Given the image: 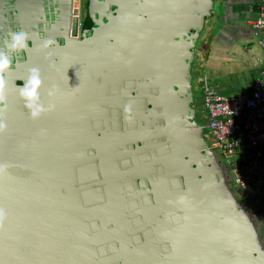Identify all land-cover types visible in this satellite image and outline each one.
Here are the masks:
<instances>
[{"label": "water", "instance_id": "1", "mask_svg": "<svg viewBox=\"0 0 264 264\" xmlns=\"http://www.w3.org/2000/svg\"><path fill=\"white\" fill-rule=\"evenodd\" d=\"M93 3L117 9L81 44L47 50L49 65L34 58L5 79L0 264H264V230L190 106L214 0ZM76 45L82 59H69ZM32 69L37 119L16 84Z\"/></svg>", "mask_w": 264, "mask_h": 264}, {"label": "built area", "instance_id": "2", "mask_svg": "<svg viewBox=\"0 0 264 264\" xmlns=\"http://www.w3.org/2000/svg\"><path fill=\"white\" fill-rule=\"evenodd\" d=\"M249 24L261 35L258 45L263 53L262 69L251 92L225 96L204 82L202 98L206 128L212 136L207 149L230 165L236 189L260 197L264 191V0H259L257 17Z\"/></svg>", "mask_w": 264, "mask_h": 264}, {"label": "crops", "instance_id": "3", "mask_svg": "<svg viewBox=\"0 0 264 264\" xmlns=\"http://www.w3.org/2000/svg\"><path fill=\"white\" fill-rule=\"evenodd\" d=\"M258 10L259 0H214V10L196 43L195 70L200 72L202 84L207 82L220 93L251 92L253 79L263 63L258 45L261 35H256L249 24L257 17ZM202 33L207 34L202 37ZM260 199V206L252 204L250 208L260 217L264 230V191Z\"/></svg>", "mask_w": 264, "mask_h": 264}, {"label": "flooded vegetation", "instance_id": "4", "mask_svg": "<svg viewBox=\"0 0 264 264\" xmlns=\"http://www.w3.org/2000/svg\"><path fill=\"white\" fill-rule=\"evenodd\" d=\"M56 1L0 0V52L7 53L11 62L5 79L7 74L18 65L33 61L34 58L42 57L44 63L48 60L49 65L51 53L47 50L51 47L64 48L70 44H81L91 37L99 20L105 23L108 16L117 9L112 5L94 4V0H60V12L57 13V9L53 8ZM203 28H205L204 25ZM16 32H24L28 35V47L20 52H15L8 47L11 43V34ZM199 39L198 37L196 40ZM48 40L54 43L49 48H45L44 44ZM77 48L76 45L75 54L69 55V59H82L81 50ZM195 50L196 48L193 52ZM59 58H61L60 55ZM192 65L193 63H191L190 73ZM16 84L23 85V82L17 80ZM139 181L142 184V180ZM139 181L135 180L137 183ZM252 211L257 223L262 225L260 217L255 214L256 211Z\"/></svg>", "mask_w": 264, "mask_h": 264}, {"label": "clouds", "instance_id": "5", "mask_svg": "<svg viewBox=\"0 0 264 264\" xmlns=\"http://www.w3.org/2000/svg\"><path fill=\"white\" fill-rule=\"evenodd\" d=\"M28 35L24 32H16L11 34V43L8 45L11 50L15 52H20L28 47ZM54 41L48 40L45 42L44 47L49 48ZM11 67V62L9 56L5 52H0V106L4 105L6 99V80L5 74ZM42 88L41 74L38 69H32L31 74L27 82H24L21 87L20 96L25 101V107L31 112L34 119H37L45 111L40 97V91ZM2 110V107H0ZM125 112L128 113L129 118H131L130 108H125ZM5 129V124L2 119H0V132ZM4 171V167L0 166V174ZM5 219V213L0 209V227L3 226Z\"/></svg>", "mask_w": 264, "mask_h": 264}, {"label": "rangeland", "instance_id": "6", "mask_svg": "<svg viewBox=\"0 0 264 264\" xmlns=\"http://www.w3.org/2000/svg\"><path fill=\"white\" fill-rule=\"evenodd\" d=\"M205 28H206V26H205ZM200 33H199V35H200ZM206 34L202 33V37L206 36ZM195 53H197V50H196ZM199 59L201 60V52L199 53ZM195 63H196V57H195L194 65L192 66V71H191V75H192V78H191V91L193 93V97H192V102H191L192 104H190V106L193 107V110L195 112V114H193L194 121L196 120V122H197L196 124L202 128V137H203V139L206 142L210 143L211 140H212V136H211L209 130L206 128L208 115H207V111L203 108V105H202V92H201L202 91V86H201V84H199L200 72L199 73L196 72ZM221 93L223 95H225V96H232V95H237L238 94L237 92L236 93L221 92ZM231 186H233V184H231ZM251 197H252L251 205L252 204H254V205L256 204L257 206H260V203H258V202L261 201L260 197H255V196H251ZM262 203H263V201H262Z\"/></svg>", "mask_w": 264, "mask_h": 264}, {"label": "trees", "instance_id": "7", "mask_svg": "<svg viewBox=\"0 0 264 264\" xmlns=\"http://www.w3.org/2000/svg\"><path fill=\"white\" fill-rule=\"evenodd\" d=\"M197 41V40H196ZM198 42V41H197ZM194 48H196V44H195V47ZM195 51H194V60L192 61V63H193V65H194V61H195ZM192 65V66H193ZM197 72V71H196ZM198 73V72H197ZM191 78H192V75H191ZM199 84H201V86H203V84H202V82H200L199 81ZM202 92V91H201ZM191 94H192V97H193V93H192V91H191ZM192 104V103H191ZM202 105H203V98H202ZM191 109L193 110V107L191 106ZM193 113L195 114V112H194V110H193ZM195 122H196V120H195ZM197 123V122H196ZM205 141V140H204ZM205 143L207 144L208 142H206L205 141ZM208 152H209V154H210V156L211 157H214V158H218V157H221L222 158V156L221 155H218L217 154V152H215V151H212V150H208ZM226 164H224V166H225V169H226V171H228L230 174H231V167H230V165L227 163V162H225ZM232 184V183H231ZM231 184H230V188L233 190V192H234V194H235V196L237 197V199L243 204V205H245L246 207H247V209L253 214V211H252V209L250 208V206H251V203H252V195H250V194H248V193H246V192H244V191H242V190H239V189H236L234 186H231Z\"/></svg>", "mask_w": 264, "mask_h": 264}]
</instances>
